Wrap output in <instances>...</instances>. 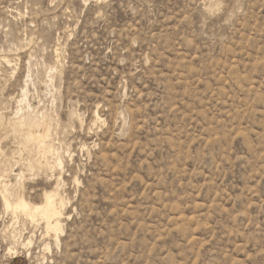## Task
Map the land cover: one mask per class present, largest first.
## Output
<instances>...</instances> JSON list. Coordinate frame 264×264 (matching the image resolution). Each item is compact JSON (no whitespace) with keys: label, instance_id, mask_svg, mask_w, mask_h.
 I'll use <instances>...</instances> for the list:
<instances>
[{"label":"rangeland","instance_id":"obj_1","mask_svg":"<svg viewBox=\"0 0 264 264\" xmlns=\"http://www.w3.org/2000/svg\"><path fill=\"white\" fill-rule=\"evenodd\" d=\"M0 125V264H264V0H0Z\"/></svg>","mask_w":264,"mask_h":264},{"label":"bare ground","instance_id":"obj_2","mask_svg":"<svg viewBox=\"0 0 264 264\" xmlns=\"http://www.w3.org/2000/svg\"><path fill=\"white\" fill-rule=\"evenodd\" d=\"M28 92H29L28 90L26 89L24 90V93H23L24 99L21 100L22 103L23 101L25 103V101L27 100ZM29 117L31 118L32 116L29 115ZM36 121L37 122H34L32 120H29L27 116H23L20 120H18V122H16V124L12 126L14 128L12 127L11 128L18 131L20 136H22L21 138L23 139L22 141H24L25 143H28V144L30 143L31 145L32 144L34 145L36 152L42 157L43 163H45L44 165H42V166H45L44 168L48 167L52 169L53 167H56V165L62 166L63 165L62 159L59 157L58 153H56L57 151L55 150L54 146L51 144L52 142L49 141V131H50L49 120L44 119L40 123H38L39 122L38 120ZM4 132H5V129H4ZM30 147L29 149H31ZM32 150H33V147L30 151ZM0 153H1V143H0ZM50 159H54L55 160L54 162L57 164H54V162L52 163ZM52 170H54V168ZM22 176H23V173L20 174L19 177L22 178ZM60 181L61 179L59 178L57 180L56 186L53 191L45 192L44 197H43L44 203L39 206L31 205L30 203H28L29 201H26L22 195L15 196L14 193H12L11 190L9 189L8 187L9 185L8 186H5V184L4 186L2 185L0 187V197L2 198V201L4 203L5 210L7 212L13 211L14 215L21 212L25 216L31 218L32 221L35 219H39V218L42 219L46 223V229L48 233H55L54 234L55 236L59 235L60 233H63V228H62L60 219L61 217H63V211L65 210L66 203L64 199L61 197L60 192H59L60 191L59 187L61 186ZM14 197L16 199L12 200V198ZM58 238L59 237H56L57 242L59 240Z\"/></svg>","mask_w":264,"mask_h":264}]
</instances>
